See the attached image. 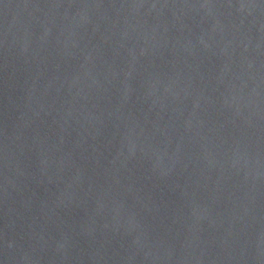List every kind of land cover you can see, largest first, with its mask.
<instances>
[{
  "label": "water",
  "instance_id": "95a60500",
  "mask_svg": "<svg viewBox=\"0 0 264 264\" xmlns=\"http://www.w3.org/2000/svg\"><path fill=\"white\" fill-rule=\"evenodd\" d=\"M0 264H264V0H0Z\"/></svg>",
  "mask_w": 264,
  "mask_h": 264
}]
</instances>
